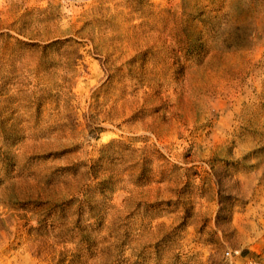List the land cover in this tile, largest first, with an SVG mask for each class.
Listing matches in <instances>:
<instances>
[{"label": "rangeland", "instance_id": "rangeland-1", "mask_svg": "<svg viewBox=\"0 0 264 264\" xmlns=\"http://www.w3.org/2000/svg\"><path fill=\"white\" fill-rule=\"evenodd\" d=\"M0 264H264V0H0Z\"/></svg>", "mask_w": 264, "mask_h": 264}]
</instances>
